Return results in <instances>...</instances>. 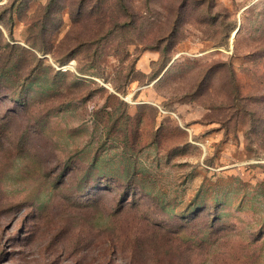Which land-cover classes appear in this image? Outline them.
<instances>
[{
  "label": "rangeland",
  "instance_id": "1",
  "mask_svg": "<svg viewBox=\"0 0 264 264\" xmlns=\"http://www.w3.org/2000/svg\"><path fill=\"white\" fill-rule=\"evenodd\" d=\"M0 264H264V0H0Z\"/></svg>",
  "mask_w": 264,
  "mask_h": 264
},
{
  "label": "trees",
  "instance_id": "2",
  "mask_svg": "<svg viewBox=\"0 0 264 264\" xmlns=\"http://www.w3.org/2000/svg\"><path fill=\"white\" fill-rule=\"evenodd\" d=\"M53 1V0H51ZM50 7H51V3H50ZM50 7L48 8V10H50ZM54 12H58V9H55Z\"/></svg>",
  "mask_w": 264,
  "mask_h": 264
},
{
  "label": "bare ground",
  "instance_id": "3",
  "mask_svg": "<svg viewBox=\"0 0 264 264\" xmlns=\"http://www.w3.org/2000/svg\"><path fill=\"white\" fill-rule=\"evenodd\" d=\"M236 33H237V30L234 31V33H233V37L236 35ZM233 37H232V38H233Z\"/></svg>",
  "mask_w": 264,
  "mask_h": 264
}]
</instances>
